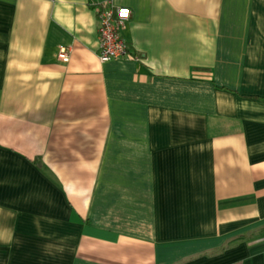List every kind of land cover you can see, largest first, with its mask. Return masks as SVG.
I'll return each mask as SVG.
<instances>
[{
	"label": "crops",
	"instance_id": "crops-1",
	"mask_svg": "<svg viewBox=\"0 0 264 264\" xmlns=\"http://www.w3.org/2000/svg\"><path fill=\"white\" fill-rule=\"evenodd\" d=\"M0 264H264V0H0Z\"/></svg>",
	"mask_w": 264,
	"mask_h": 264
},
{
	"label": "built area",
	"instance_id": "built-area-1",
	"mask_svg": "<svg viewBox=\"0 0 264 264\" xmlns=\"http://www.w3.org/2000/svg\"><path fill=\"white\" fill-rule=\"evenodd\" d=\"M98 17V58L101 62L113 59L135 58L129 50L122 32L130 18V11L125 7L103 6L97 9ZM61 54L67 57V49Z\"/></svg>",
	"mask_w": 264,
	"mask_h": 264
}]
</instances>
